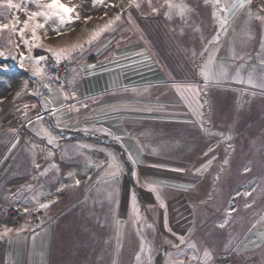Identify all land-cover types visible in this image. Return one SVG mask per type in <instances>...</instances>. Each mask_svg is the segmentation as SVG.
Returning a JSON list of instances; mask_svg holds the SVG:
<instances>
[{"label":"rangeland","instance_id":"374dc122","mask_svg":"<svg viewBox=\"0 0 264 264\" xmlns=\"http://www.w3.org/2000/svg\"><path fill=\"white\" fill-rule=\"evenodd\" d=\"M261 1L252 0L248 9L252 13L251 18L246 12H239L235 19L230 18L227 34L220 36L219 43L209 44L218 30L212 16L211 0L208 3L205 0H183L191 8L184 20L176 14L171 19H165L167 8L162 7L164 0H152L153 6L159 9L158 15L151 14L147 0H138L141 5L139 10L129 8L128 0L122 3L121 0H104L103 3L95 4L93 0H72L80 16L91 19L87 23L80 20L66 26L50 21L45 29L38 30L45 47L34 48L30 55L48 57L42 62L46 74L44 81L34 75L32 62L28 59H25L24 67H21L19 58H12L18 57L20 52L28 54L19 38L13 37V41L19 44L18 48H14L8 43L9 32L6 30L0 34V50L8 53L6 57L0 58V234L7 229L12 230L8 235H0V264H117L120 260L118 253L121 240L116 222L123 217L122 213L119 216L117 209L120 204L118 186L114 183L116 194L110 202L105 194L109 185L99 186L96 181L98 173L93 169L94 166H90L96 164L98 155L87 153L83 145L88 142L82 138L64 144L61 155L63 161L54 159L57 168H50L46 164L48 158L52 160L48 155L50 151L39 145L40 140L48 142V138L36 133L41 127L46 128L55 138L54 146L60 147V138L55 129H62V126H92L98 133L102 129L113 135H129L130 150L140 155L145 140L148 143L153 139H149L142 128L126 126V120L133 119L134 123H141L145 117L153 118L156 115H162V120L172 125L197 122V126L195 123L190 124L189 130L205 139L212 136L217 143L214 154H219L220 159L215 162V170L212 169L217 173L206 177L205 184L208 181L212 183L211 187L204 188L207 215L212 222L202 230L200 244H208V248L218 255L216 264H264V241L260 235L264 233V89L234 79L240 64H244L241 76L245 81L248 73L255 70L259 83V76L264 71L261 67V61L264 60V25L255 19L256 15H264V0ZM25 2L14 0V3L22 5ZM175 2L180 3L181 0ZM112 4L118 6L109 7ZM26 6L29 11L36 10L35 0H28ZM116 13H120L122 19L116 23L114 30L103 33L91 46L86 44L84 51L74 53L71 59L62 58L57 64L51 53L45 51L46 47L59 49L77 40L87 39L92 30L103 26ZM17 14L21 21L26 19L23 12L0 7V23H9L8 18ZM129 14L132 23L129 22ZM53 27L66 29V34L57 36L51 31ZM197 27L201 29L200 32L195 31ZM44 31H48L47 37L43 35ZM28 35L30 33L26 32ZM233 46L236 59L231 58L230 49ZM205 48L207 52H204ZM217 49V62L229 65L230 74L227 79L209 82L205 86L200 69L208 56ZM193 50L197 55H192ZM138 52H143L144 56L136 55ZM240 56L244 60H240ZM58 65L68 69L62 78L55 73ZM88 65L96 67L89 69ZM187 65L193 68L195 80H190ZM3 66L7 67L6 71L2 70ZM158 81L162 85L156 88L149 86ZM44 83L50 84L53 90L60 86L68 92L75 90L77 100H86L88 107L78 104V112L65 108L63 112L53 114V107L59 108L76 101H65L59 97L54 104L45 106L49 92L43 87ZM173 83H189L198 88L202 117L192 116L191 112L186 111V103L172 87ZM18 91L21 92L19 98L16 96ZM24 104L36 105L29 108L27 118L24 115ZM148 106L154 110L144 111ZM193 106H196L194 102ZM38 116L41 117L39 124L35 122ZM201 119L205 131L201 130ZM218 134H223L225 139ZM229 135L231 140L226 139ZM16 136L19 138L17 147L9 152L10 143ZM160 137V142L154 144L152 149H166L165 154L172 156L170 158L178 157L179 148L187 146L169 133ZM33 144L37 148L32 149ZM104 150L113 153L112 150ZM121 159L120 155L117 161L121 163ZM225 159L228 164L223 166ZM73 161L83 164L73 172L81 179L65 176L67 180H62L66 179L63 170ZM33 162L39 165V172ZM122 162L126 167L123 159ZM245 167L251 171L245 172ZM46 168L49 171L43 174ZM217 176L219 180L215 179ZM76 178L81 180L79 188L85 189L86 196L79 204L68 208L78 189L68 187L66 195L60 196L55 193L56 187L60 181L62 185H72L71 182L74 184ZM217 182L222 186L219 191L215 189ZM162 184L181 188L176 181L168 179L162 181ZM51 188H55L53 192ZM185 188L186 185H183L182 190ZM249 192L251 195H246ZM55 196L63 197V200H57L46 211L39 210L38 203L33 199L36 197L40 202H45ZM192 196L191 202L197 209V199ZM4 200L8 203L5 204ZM135 201L141 212L142 206L139 201ZM247 204H251V207H246ZM12 207L19 213L17 217L10 218L8 210ZM145 209V213H151L148 206ZM229 209L233 210L231 216L227 215ZM225 219L228 220L227 225L220 228L218 225ZM130 221L131 217L129 227ZM137 225L139 228H132L129 234L133 235L132 240L137 234L141 244L146 229L143 224ZM21 228L25 230L17 235ZM247 235L245 244L238 249L237 254L234 253L235 245ZM257 246L262 248L255 251ZM245 249L252 250L238 254ZM167 257L162 256V260L157 261V257L150 256L149 259V255H143L140 264H164Z\"/></svg>","mask_w":264,"mask_h":264},{"label":"crops","instance_id":"0c3cea01","mask_svg":"<svg viewBox=\"0 0 264 264\" xmlns=\"http://www.w3.org/2000/svg\"><path fill=\"white\" fill-rule=\"evenodd\" d=\"M257 1L262 2L261 0ZM187 67H189V71L187 72V74L191 75H189L190 80H195L193 68L189 65H187ZM159 68L161 67L159 66ZM166 73L169 74L167 71ZM163 77L165 76L163 75ZM158 85H162V82H153L149 86H154V88H156ZM146 96L148 95H145V97ZM183 101L186 103V111L189 113L191 112L192 116L195 115L193 109L196 108V106H193L192 104V107L190 108L188 106V102H186L185 100ZM197 117L199 118V116ZM153 118H151V116H147V118L145 117L144 120L141 121V123H134L133 119L131 121L126 120V126L129 127L130 125H132L138 128H142L143 132L148 135V138L153 139L149 140L148 143H146L145 140V146L142 145L143 155H141L142 153L138 155L137 153H133L132 150H130L129 145L131 144L130 139H128L130 138L129 135H120L119 133L113 135L112 132L108 130H104V132L99 131L101 133H98L96 131V128H93L92 126H86L84 128H82L81 125L71 128L62 126V129H55L60 138V147H56L54 146V144H49L43 139L40 140L39 145L43 146L46 150H49L53 154L49 156L52 157V160L48 158L49 161L46 163L48 165H52L53 163L55 164L56 160L59 161L61 159L60 162L63 161L61 155L63 151L62 146L64 144L69 143V141H75L78 138H82L84 142L87 141L88 143L86 145H83L87 153L92 154V156L98 155V161L96 162V164H99L100 166H94L93 169L96 173H98V178L96 179V181L99 182V186H103L105 184L103 182L105 179L104 171L107 168L109 154H111L109 152H106L104 148L110 150V152L112 150V154L115 155L117 160L120 159L121 155V158L127 166H123V162L121 159L120 165L122 166V172L114 182L119 189L120 204H118L117 208L119 210V216L121 213L123 214V217L118 218L120 220V223H122L120 225L121 228H117L120 232L121 240L118 253L120 260L119 262H117V264H135L136 260L134 259V257L136 256L137 251H139L140 249V245L139 247L138 245L136 246V244H140L138 235L136 234L135 239L132 240L133 235L130 236L129 234L132 228H139L137 223L136 226L134 225L132 216H129L130 213H132L131 199L133 195H135V199L137 200V202L139 201V204L142 206L139 225H145L146 231L144 233L143 239L149 245H151L152 250L150 256H152L153 258L157 257V261L162 260V256H164V258L169 256L167 257L164 264H169L170 258H179L181 260H184L185 264H208L211 261H213V264H216V260L219 259L218 255H216L213 250L208 248V244H204L202 246L200 244L199 238L201 236L202 230L207 228V225L212 222V219L208 218L207 215L208 207L207 203H205V201H207V198H204L206 196V189L204 188L211 187L212 183L208 181L205 184L206 177L217 173V171H213L215 170L216 160L220 159L218 157L220 156L219 154H214V151L217 148V143L213 140L212 136H208L205 139L197 135L196 132L191 131V129L189 130V125L195 123V125L197 126V122L191 121L186 123H176L172 125L170 124L171 122L162 120V115H156ZM96 126L99 127L98 125ZM168 133L171 136H177V141L187 144L186 147L179 148L180 151L178 149L180 153L178 157L170 158L172 156H166V149L159 151H154L152 149V146L154 144L160 142V136L163 137V134ZM114 136L121 137V139L116 140ZM156 139L158 140L156 141ZM210 148L213 150L209 151ZM205 153H207V155H205ZM130 155L136 161L135 163H133L132 160L129 159ZM213 157H215V159H213ZM209 160H212L211 166L207 168L202 174H195L196 170L199 169L201 165L207 164ZM74 162L75 161L67 166L65 171L63 170V177L68 176L69 172L73 173L75 170L82 167L81 165H83L80 162V164ZM178 169L182 171H178ZM74 176L80 178V176H78L77 174H75ZM65 178L66 179L62 180L66 181L67 177ZM167 179L176 181L181 188L176 189L174 187L172 188L163 185L162 181ZM151 183H159L164 186L161 191L164 207H162L160 202L156 200L155 194L147 189L146 185ZM71 184L73 185L72 182ZM183 185H186L185 190H182ZM61 186L62 182L60 181L58 183V186L56 187L57 191L55 193H59L60 196H64L67 193L66 188L68 187L64 188L63 191H58ZM220 186L221 185L217 182L215 189H218L219 191ZM74 188L78 189V193H76L77 195L75 199L71 203H69L68 208L79 204L86 196L85 189H80L79 187ZM54 189L55 188H51L52 192L54 191ZM75 189L73 192H75ZM191 195H193L192 197H195L197 199V202H195L198 204L197 209L193 207V202H191ZM62 198L59 196H55L51 199L56 201L58 200L60 202L61 200H63ZM7 203L8 202L5 201V204ZM146 206L151 209L150 214L144 212L146 210ZM129 217H131V227H129ZM123 218L124 221L122 220ZM147 225H152V227L149 228L147 227ZM248 235L245 236L241 242H238L235 245L234 253L237 254V251H239L241 246L245 244ZM180 237H184L187 243L181 244ZM189 243H195L197 245V248H190L188 246ZM261 248L262 246H257L255 247V251H257L256 249L259 250ZM205 249H208L212 253L211 258L207 261L203 256V252ZM251 250L245 249L243 251H240L238 254L240 255V253H247ZM255 251H253V253ZM147 254L149 255L148 252L144 255L148 256ZM194 255L199 258L198 261H193L191 259ZM159 264H162V262H159Z\"/></svg>","mask_w":264,"mask_h":264},{"label":"snow or ice","instance_id":"6c2138e0","mask_svg":"<svg viewBox=\"0 0 264 264\" xmlns=\"http://www.w3.org/2000/svg\"><path fill=\"white\" fill-rule=\"evenodd\" d=\"M28 0L22 5L21 3H14V0H3L2 3H0V7L6 6L7 9H15L18 10V12H23L26 15V19L21 21L20 16L17 15H12L10 16L9 23H0V34H2L4 31L9 32V37H8V43L12 45L14 48H18L19 44L15 43L13 41V37H18L19 41L23 43V45L27 48L28 54L26 55L24 52H20L19 56H13V59L19 58L20 61V66L24 67V61L25 59H28L31 63V67L33 70V73L36 77L40 78L41 81H44L46 79V74H45V68L42 66V62L46 61L48 59L47 56L40 55V56H32L30 55L33 51L34 48H43L45 47L42 42H41V35L38 34V30L45 29L46 25L49 24L50 21H54L58 23L60 26H66L69 24L74 23L75 21H80L83 20L84 23H87L88 20L91 19V17L88 18H82L80 14L77 12V6L72 4V0H47V2H44V0H35L36 4V10L34 11H29L28 7L26 6ZM104 0H93V3H103ZM123 0H121V3ZM148 2V7L151 10V14L153 15H158L159 14V9L154 7L152 4V0H147ZM212 5H213V12L212 16L213 19L216 21L218 30L215 34V36L209 41V44H218L219 43V38L222 34H227L228 31V25L230 24V18L235 19L236 15L239 12H246L247 15L251 18L252 13L248 10L252 0H211ZM205 3H208V0H205ZM118 5L112 4L109 5V7H117ZM128 7H135L137 10L140 9L141 5L138 2V0H128ZM162 7H166L167 11H165L164 16L165 19H171L173 17V14H176L179 16L180 19L184 20L187 17V14L191 11V8L181 0L180 3L175 2V0H164V4ZM122 19V16L120 13H116L113 17L109 18L106 20V23L103 24V26H98L96 29L92 30L90 34L88 35L87 39L85 40H77L75 43H72L71 45H66L65 47L59 48V49H53L51 47H46L45 51L51 53V56L55 59L57 64L61 61L62 58L66 59H71L73 54L76 52H83L85 45L91 46L95 42H97L103 33L107 31H113L114 26L118 21ZM129 22L132 23L131 15L129 14ZM255 19L260 22V24L264 25V15H256ZM19 25H22L18 27ZM53 33H55L57 36L60 35H65L66 34V29L61 28V27H53L51 29ZM195 31L200 32L201 29L197 27ZM26 32L30 33V35L26 36ZM183 34V33H181ZM43 35L45 37L48 36V31H44ZM110 43V42H109ZM107 47V45H105ZM262 50H264V45H262ZM208 49L205 48L204 52H207ZM216 51L213 52V54L208 56L207 61L204 63V65L200 69V75L203 77L205 81V86L209 82H218L221 79H227L229 77V65L224 64L223 62H217L216 59ZM231 51V58L236 59V53H235V48L234 46L230 49ZM8 55V53L4 50H0V58H4ZM138 56H144L143 52H138L136 53ZM192 55L195 56L197 53L195 50L192 51ZM203 55V53H201ZM240 60H244L243 56L239 57ZM135 63V61H134ZM96 65H88L89 69H95ZM261 67L264 69V60L261 61ZM244 68V64H240L235 71V76L234 79L236 82L239 83H247L252 87H259L261 89H264V71H262L261 75L259 76V83H257L256 79V73L255 70L250 71L247 76V80L245 81L243 77L241 76V70ZM2 70H7L6 66H3ZM75 73V70H73ZM75 79V75L73 77V80ZM43 87L48 89L49 96L45 100V106L52 105L55 102V99L62 97L65 101L71 99L76 101L74 104H66V105H61L59 108L53 107L52 112L53 114L63 112L65 108H68L70 110H75L79 111V107L77 105L79 104L80 106L87 108L88 104L86 100H77V95L75 90L68 92L66 91L63 86H60L59 89L53 90L50 84L44 83ZM172 87L175 88L178 94H180L181 99L185 100L188 102V106L191 108L193 102L196 104V108L193 109L194 114L197 116H203V113L199 111V108L202 107V105L199 104V90L198 88L189 83L185 84H178V83H173ZM24 89H27V83L24 85ZM134 92L138 91L137 89H132ZM147 88L144 89L145 92H147ZM39 94V93H35ZM16 96L19 98L21 96V92L18 91L16 93ZM91 99L95 100V97H92ZM2 102V101H0ZM36 107V105H28L24 104L23 109H24V115L25 118H27V111L29 108ZM157 108L159 106H156ZM144 111L151 112L154 110L152 106H148ZM41 117L36 118V123L39 124ZM60 117H57V120L59 121ZM31 124L32 121H29ZM201 124V130L205 131L204 126H203V120L201 119L200 121ZM12 131V130H10ZM101 131H103L101 129ZM37 135L43 134L48 138V143L53 144L55 138L52 137L51 133L46 129L41 127L39 131L36 133ZM15 135V133H14ZM221 136L222 139H225L223 137V134H218ZM116 140H120L121 137H114ZM231 136L229 135L226 139L231 140ZM19 142L18 136L15 137V139L10 143L9 146V152L12 149H15L17 147V144ZM37 146L35 144L32 145V149H35ZM213 149H209V151H212ZM49 156L53 155L51 152L48 153ZM207 155V153H205ZM7 158V157H5ZM129 159L132 160L133 163L136 161L132 158V156H129ZM215 159V157H213ZM35 167H39L38 164H35L33 162ZM212 164V160H209L207 164L201 165L199 169L196 170L197 175L202 174L207 168H209ZM228 164V160L225 159L223 162V166H226ZM90 166H95L99 167V164L96 165H90ZM50 168H57L55 164H52L49 166ZM58 170V169H57ZM49 171V168L44 169L43 174H47ZM178 171H182L179 170ZM245 172L251 171L250 168L245 167L244 169ZM122 172V166L120 163L117 161V158L113 154H109V160L107 164V168L104 171V183L106 185H109V188L105 190L106 194V199L109 200L110 202L113 200V197L116 194V189L114 187V182L117 180L119 177L120 173ZM68 176L72 178L74 174L72 172L68 173ZM91 179V177H89ZM216 180H219V176L215 178ZM99 183V182H98ZM81 184V180L79 178L74 179V184L73 185H62L58 191H63L64 188L66 187H79ZM147 189L154 193L156 196V200L160 202L161 206L164 207L162 196H161V191L162 188L164 187L162 184L159 183H151L146 185ZM246 195H251V193H246ZM37 203H38V209L39 210H48L52 204L56 203V200L49 199L45 202H40L36 197L33 198ZM246 207H251V204H247ZM28 209H25V212H27ZM232 209L228 210L227 215L231 216L232 214ZM132 218L134 223H139L141 216L139 209L136 205L135 201V196L133 195L132 197ZM43 223V221H41ZM117 227L119 228V221L117 220ZM228 223V220L225 219L222 221L218 226L220 228H224ZM147 227L151 228L152 225H147ZM24 228H21L18 230L17 235L19 234L20 231H24ZM11 229H7L4 233L0 235H8L11 233ZM261 239L264 240V233H261ZM180 243H187L184 237H180ZM188 246L192 249H196L197 245L195 243H189ZM151 245H149L143 238L141 239V244H140V249L139 252L135 256V260L137 261V264H140L142 256L144 253L147 251L149 253V259H150V253H151ZM212 253L208 250L205 249L203 252L204 259L207 261L211 258ZM193 261H198L199 258L196 257L195 255L191 258ZM115 264V262H114ZM169 264H185L184 260H181L179 258L172 259L170 258Z\"/></svg>","mask_w":264,"mask_h":264},{"label":"built area","instance_id":"2783aa9c","mask_svg":"<svg viewBox=\"0 0 264 264\" xmlns=\"http://www.w3.org/2000/svg\"><path fill=\"white\" fill-rule=\"evenodd\" d=\"M68 73V69L65 68L64 66L62 65H58L56 67V75L59 76V78H62V76L66 75ZM8 214L11 217H17L19 215V213L12 207V209L10 208L8 210Z\"/></svg>","mask_w":264,"mask_h":264},{"label":"trees","instance_id":"16d2710c","mask_svg":"<svg viewBox=\"0 0 264 264\" xmlns=\"http://www.w3.org/2000/svg\"><path fill=\"white\" fill-rule=\"evenodd\" d=\"M91 58V57H90Z\"/></svg>","mask_w":264,"mask_h":264}]
</instances>
